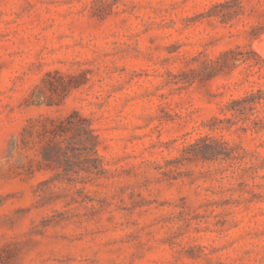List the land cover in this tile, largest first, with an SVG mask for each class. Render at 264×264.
<instances>
[{
	"label": "rangeland",
	"instance_id": "1",
	"mask_svg": "<svg viewBox=\"0 0 264 264\" xmlns=\"http://www.w3.org/2000/svg\"><path fill=\"white\" fill-rule=\"evenodd\" d=\"M262 26L264 0H0V264H264V100L259 130L227 110L263 72L204 74L236 46L264 61ZM55 71L80 86L29 106L37 87L63 95L43 85ZM72 111L97 168L76 150L52 169L20 142Z\"/></svg>",
	"mask_w": 264,
	"mask_h": 264
},
{
	"label": "trees",
	"instance_id": "2",
	"mask_svg": "<svg viewBox=\"0 0 264 264\" xmlns=\"http://www.w3.org/2000/svg\"><path fill=\"white\" fill-rule=\"evenodd\" d=\"M262 30H264V26L254 28L252 30L253 36H257ZM241 63H246L250 69L257 67L256 72L260 73L262 71L263 73L259 76L264 79V61H260L258 55L253 51H243L240 46L222 51L214 60H210L204 69L205 77L211 79L220 73L231 71ZM55 76H57V80L54 83L48 82L50 77ZM75 79V76L64 75L58 71L48 74L46 80L43 81V85L47 83V89L50 92L60 88L63 95L56 101H41L38 93L44 91L42 90L43 86L37 87L32 91L28 105L40 106L45 104L49 107L61 105L68 92L80 86L81 83H72V80ZM262 100H264V89H259L256 92L247 93L240 99L231 101L227 106V110L231 112V116L236 119V122H249L253 124L256 130H259L263 128L259 126L261 120L250 119V116L255 110V106L260 104ZM231 121L230 118L222 119L219 121L221 125L215 127V129H227L228 127L222 126ZM20 142L23 147L28 146L30 143L38 145L41 162L52 169L62 168L63 166L60 165L62 162L69 164L66 161L68 151L74 153L76 150H83L87 156L84 160L91 162L93 165L95 164L96 167L94 168H97L101 162L97 156L94 157V155H97L99 137L92 128L89 119L78 111H72L60 118L40 116L37 119H29L22 129ZM192 155L207 159L208 153L194 150ZM93 165L91 166L93 167ZM63 170L62 173H58V176H67L68 170L64 168Z\"/></svg>",
	"mask_w": 264,
	"mask_h": 264
},
{
	"label": "bare ground",
	"instance_id": "3",
	"mask_svg": "<svg viewBox=\"0 0 264 264\" xmlns=\"http://www.w3.org/2000/svg\"><path fill=\"white\" fill-rule=\"evenodd\" d=\"M262 43V42H261ZM262 45V44H261ZM263 47V46H262ZM260 52V51H259Z\"/></svg>",
	"mask_w": 264,
	"mask_h": 264
}]
</instances>
